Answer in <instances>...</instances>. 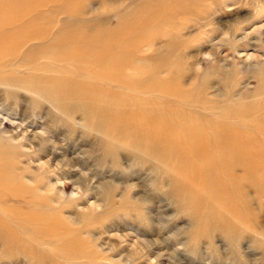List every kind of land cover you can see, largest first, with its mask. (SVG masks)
<instances>
[{
	"label": "rangeland",
	"instance_id": "374dc122",
	"mask_svg": "<svg viewBox=\"0 0 264 264\" xmlns=\"http://www.w3.org/2000/svg\"><path fill=\"white\" fill-rule=\"evenodd\" d=\"M220 2H223V4ZM259 2L258 0H0V97L2 96V100L0 98V183L4 182V186L6 184L9 192L33 200V198L44 199L43 195H38V191L41 192L45 189L47 179L50 178L52 182L58 181V179L59 181L68 182L65 184V188H63V185L61 186L65 192L63 196L57 197V195L52 194V198L59 202L56 204L55 209L49 208L48 210L50 213L55 211L54 219L57 221L60 219V225L66 226L62 228L66 229L68 227L67 230L71 231L70 237L79 238L76 239L77 248L74 245L72 246L73 249H79L80 252L85 250L83 253L88 257L94 256V258L93 256L88 258L90 260L89 264H107V262L108 264H114V262L115 264H182V262L183 264H201L200 262H203L202 264H247L248 262V264H264V43L258 41L259 34L257 33H252L253 35L251 34L250 37L238 40L244 37L245 31L250 33L258 26L263 27L262 31H264V0ZM215 12L218 14H214ZM241 19L247 21L238 25L237 21ZM248 20L252 24L249 25ZM226 21L229 23H225ZM179 25L183 27L180 28ZM208 31H212L210 34L213 35H208ZM231 35L236 36L237 41L232 40ZM203 39L206 41H203ZM211 41H214L215 44L212 45ZM251 43L252 45H250ZM216 44L220 45L218 46L220 49L215 46ZM50 47H53V49ZM47 48L49 54L45 55H48V58L46 57L48 60H45L44 56H40L45 52L48 53ZM54 48H57V53ZM234 48H237V52ZM50 49L54 52H50ZM40 53L43 54L40 55ZM246 53H254L255 55H253L256 58H247ZM104 54L105 56H103ZM52 56H55V58L52 59ZM260 56L262 57L259 58ZM56 59L58 62L59 59L62 62L57 63ZM80 66L81 68H79ZM50 69L51 72L54 70L60 74L51 73L49 72ZM226 76L232 79V82L229 79L227 80ZM16 81L17 85L15 87ZM8 83L9 86H6ZM49 86L54 87V90L52 88L50 90ZM184 86L185 88H183ZM257 86H262V89L261 87L258 89ZM28 88L32 89L31 92ZM11 90L17 92L14 93ZM35 93L38 95L36 96ZM257 94H260V96L258 97ZM35 99L40 100L37 102ZM197 102L198 104H196ZM182 113L184 117L181 116ZM31 115L34 116L31 117ZM67 116H70V119ZM181 118L184 119L181 121ZM44 119H48V121ZM50 121L52 122L51 125L47 123ZM63 121L65 124H63ZM183 121L184 123H181ZM253 121L263 126L259 127ZM87 122L92 124L90 125ZM55 124L57 125L55 126ZM95 124H99L98 127ZM18 125H20V128ZM218 127H221L220 130ZM222 127L227 128L222 129ZM104 133L107 134L104 136L102 135ZM45 134H48L47 136L50 138ZM23 135L26 136L22 137ZM99 137L105 141H100ZM45 138L47 141H43ZM245 138L248 140H245ZM93 141L95 142L93 143ZM95 145L99 146L95 148ZM104 147L107 149L106 152H104ZM54 149L62 150H58L61 152L59 154ZM37 150H41V152ZM8 157L12 159H8ZM69 157L75 163L77 171L88 177H83V181L81 180L84 189L89 188L84 193H75L76 191L73 190V186L69 182L70 177L72 178L73 175H69V172L66 178H59L64 177L62 173L65 171V167L58 169L61 172L60 175H54V173H51L52 171L47 172L44 169L37 168V164L44 162V159H52L53 165V163L69 159ZM103 161L104 163H102ZM33 163L36 164V167ZM164 168L166 170H163ZM40 171L41 174L43 173L42 177L44 175L43 178L39 174ZM75 174L78 175L79 173L76 172ZM157 175L159 178H156ZM96 184L98 188H93ZM105 184H108L109 187ZM161 184L162 186H160ZM2 189L0 186V191ZM123 191L124 193H122ZM187 192L190 193L187 194ZM135 196L137 197L135 198ZM185 199L188 201L185 202ZM213 205L215 206L212 207ZM105 209L107 212L103 211ZM221 210L226 215L230 213L228 214L230 218L228 216V218H225L226 215ZM101 211H103L102 214ZM97 212L100 214L98 215ZM218 213L219 216L215 215ZM113 215L117 218L116 220L112 218ZM231 215L234 217L235 222ZM216 216L220 220H217ZM65 217L74 218L75 222L69 220V224ZM81 218L85 219L84 223ZM110 220L113 222H110ZM106 221L110 223H106ZM215 221L223 222H219L222 223L219 224ZM212 224H214V230ZM215 224L217 225L215 226ZM208 227L212 230H209ZM224 229L228 230L224 231ZM180 230L181 234L178 233ZM117 233L125 235V237L118 240L113 236ZM126 234H128V237ZM134 235L136 236L134 237ZM98 236L101 238L100 240H96ZM197 236L198 238H195ZM230 236H233V239H229ZM135 240H152L151 242L154 243L155 241L160 246H153L150 249L144 247L143 249L140 248V251L139 247L141 245L137 247L133 243ZM247 241L248 243H246ZM256 241L255 247L254 243ZM195 242L197 245H195ZM90 243L96 248L90 247ZM106 243L113 244L114 250H109L105 246ZM198 243L200 244L198 245ZM232 243H236V246L233 244L236 249L233 248ZM201 245L202 247H200ZM72 247L67 246L66 249L70 250L71 248L73 250ZM187 247L188 250H186ZM0 248L2 249L1 245ZM182 248H185V253L188 252L183 253ZM239 249L241 250L239 251ZM92 250L94 251L92 252ZM167 252L171 253L173 259H168ZM111 254L113 255L111 256ZM191 254H193L192 257H196L192 258ZM106 257L107 259H104ZM200 257L201 259H199ZM188 259L189 261H187ZM209 259L213 260L210 261ZM36 260L39 264L40 262L44 264H61L55 260L52 254H44V252L39 257L37 256ZM36 260L34 262L23 260L19 263L11 261L8 264H30V262L36 264ZM101 260L103 261L101 262ZM109 260L111 263H109Z\"/></svg>",
	"mask_w": 264,
	"mask_h": 264
},
{
	"label": "bare ground",
	"instance_id": "6f19581e",
	"mask_svg": "<svg viewBox=\"0 0 264 264\" xmlns=\"http://www.w3.org/2000/svg\"><path fill=\"white\" fill-rule=\"evenodd\" d=\"M115 1V0H114ZM227 1H229V0H227ZM260 0H258V2H259ZM224 2V1H223ZM223 2H220V3H222L223 4ZM235 2V1H234ZM233 2V3H234ZM230 3V2H229ZM238 3V2H237ZM260 3V2H259ZM258 3V4H259ZM227 4V3H226ZM225 4V5H226ZM231 4V3H230ZM196 5V4H195ZM220 5V4H219ZM224 5V6H225ZM259 5H261V4H259ZM27 6V5H26ZM218 7V6H217ZM217 7H214V8H217ZM219 7H221V6H219ZM228 7V6H227ZM261 8V7H260ZM221 9V8H220ZM226 9V8H225ZM216 10H218V9H216ZM261 10V9H260ZM263 10H264V8H263ZM254 11V10H253ZM217 12H219V11H217ZM249 12V11H248ZM247 12V13H248ZM263 12V11H262ZM237 13V12H236ZM250 13H251V11H250ZM214 14H218V13H214ZM237 14H239V13H237ZM252 14V13H251ZM255 14V13H254ZM262 16V15H261ZM178 17V16H177ZM217 17V16H216ZM235 17H237V16H235ZM251 17V16H250ZM263 17V16H262ZM182 18H183V16H182ZM215 18V17H214ZM231 18V17H230ZM242 18V17H241ZM240 19V18H239ZM209 20V19H208ZM233 20V19H232ZM231 20V21H232ZM220 21V20H219ZM236 21V20H235ZM245 21H247V20H245ZM244 20H240V21H237V24L238 25H241V24H243L244 22H245ZM234 22V21H233ZM254 22V21H253ZM222 23V22H221ZM225 23H227V21L225 22ZM229 23V22H228ZM227 23V24H228ZM235 23V22H234ZM248 23H249V20H248ZM247 23V24H248ZM255 23V22H254ZM231 24V23H230ZM250 24H252L251 22L249 23V25ZM205 25V24H204ZM218 25V24H217ZM220 25H222V24H220ZM254 25V24H253ZM262 25V24H261ZM227 26V25H226ZM179 27L181 28V27H183L182 25L180 26L179 25ZM199 27H201V25H199ZM198 27V28H199ZM252 27H254V26H252ZM256 27V26H255ZM202 28V27H201ZM225 28H227V27H225ZM232 28H233V26H232ZM262 28L263 27H256L252 32H250V33H246V31H245V35L243 34V36L244 37H242L241 39H238V40H242V39H244V38H248V37H250V35L252 34V33H257V34H259V38H258V41H262L263 43H264V31H262ZM177 29V28H176ZM228 29V28H227ZM226 29V30H227ZM242 29V28H241ZM204 30V29H203ZM211 30V29H210ZM214 30H215V28H214ZM225 30V31H226ZM178 31H180V30H178ZM222 31H223V29H222ZM204 32V31H203ZM230 32H232L231 30H230ZM249 32V31H248ZM210 33H212V31L210 32V31H208V35L210 34ZM214 33H215V31H214ZM227 33V32H226ZM203 34V33H202ZM228 34V33H227ZM232 34V33H231ZM234 34V33H233ZM210 35H213V34H210ZM223 35V34H222ZM253 35V34H252ZM205 36V35H204ZM215 36V35H214ZM226 36V35H225ZM232 36V35H231ZM230 36V38H232V40H236V36H232L231 37ZM258 36V35H257ZM208 37H210V36H208ZM240 37H241V35H240ZM206 38H207V36H206ZM211 38H212V36H211ZM211 38H210V40H211ZM183 39V38H182ZM256 39V38H255ZM51 40V39H50ZM53 40V39H52ZM205 39H203V41H204ZM228 40V39H227ZM206 41V40H205ZM237 41V40H236ZM208 42V41H207ZM206 42V43H207ZM214 42V41H213ZM212 41H211V44L213 45V44H215V43H213ZM251 42V41H250ZM205 43V42H204ZM209 43V42H208ZM218 43V42H217ZM232 43V42H231ZM249 43V42H248ZM210 44V45H211ZM246 44V43H245ZM209 45V46H210ZM226 45V43L224 44V46ZM232 45V44H231ZM241 45V44H240ZM250 45H252V43L250 44ZM261 45V44H260ZM149 46V45H148ZM216 47H218V46H220V45H218V44H216L215 45ZM243 46V45H242ZM254 46V45H253ZM262 46V45H261ZM264 46V45H263ZM54 47V46H53ZM53 47L51 48V49H53ZM71 47V46H70ZM69 47V48H70ZM240 47V46H239ZM244 47V46H243ZM247 47H249V46H247ZM69 48H67V49H69ZM94 48V47H93ZM102 48V47H101ZM201 48V47H200ZM219 49H220V47H218ZM44 49V48H43ZM51 49H50V52H54V51H51ZM55 49V48H54ZM57 49V48H56ZM56 49H55V52H56ZM61 49V48H60ZM96 49V48H95ZM235 49V48H234ZM237 49V48H236ZM236 49H235V52H237L236 51ZM47 51H48V48H47ZM71 51H72V49H71ZM163 51V50H162ZM245 51H246V48H245ZM45 52V51H44ZM43 52V53H44ZM73 52V51H72ZM82 52V51H81ZM43 53H40V55L41 54H43ZM57 53V52H56ZM74 53V52H73ZM89 53V52H88ZM261 53V52H260ZM46 54H49V51H48V53L47 52H45L42 56H40V57H45L44 59L46 60L48 57V55L47 56H45ZM84 54H86V53H84ZM103 54V53H102ZM227 54V53H226ZM254 53H246V56H247V58L249 57V58H256V56H254L253 55ZM264 54V53H263ZM52 55V54H51ZM64 55H65V52H64ZM70 55V54H69ZM119 55V54H118ZM256 55H258V54H256ZM55 56H56V54H55ZM55 56H52L51 58L53 59V58H55ZM103 56H105V54L103 55ZM210 56V55H209ZM239 56V55H238ZM47 57V58H46ZM63 57V56H62ZM87 57H89V56H87ZM107 57V56H106ZM111 57V56H110ZM117 57V56H116ZM121 57V56H120ZM262 56H260L259 58H261ZM57 58H59V57H57ZM96 58V57H95ZM222 58V57H221ZM254 58V59H255ZM43 59V60H44ZM60 59H61V56H60ZM59 59V62L61 63L62 62V60H60ZM88 59V58H87ZM119 59V58H118ZM121 59H123V58H121ZM224 59V58H223ZM244 59H245V57H244ZM42 60V59H41ZM48 60V59H47ZM70 60V59H69ZM93 60V59H92ZM247 60V59H246ZM253 60V59H252ZM262 60V59H261ZM50 61V60H49ZM53 61V60H52ZM71 61V60H70ZM55 62V61H54ZM56 62L57 63H59L58 61H57V59H56ZM67 62V61H66ZM96 62V61H95ZM140 62V61H139ZM220 62V61H219ZM224 62V61H223ZM253 62H254V60H253ZM257 62V61H256ZM147 63V62H146ZM235 63V62H234ZM233 63V64H234ZM242 63V62H241ZM101 64V63H100ZM255 64V63H254ZM253 64V65H254ZM258 64V63H257ZM256 64V65H257ZM262 64V63H261ZM261 64L259 65L260 67H261ZM81 65H83V64H81ZM42 66V65H41ZM88 66V65H87ZM114 66V65H113ZM255 66V65H254ZM28 67V66H27ZM26 67V68H27ZM46 67V66H45ZM44 67V68H45ZM200 67V66H199ZM223 67V66H222ZM234 67V66H233ZM12 68V67H11ZM47 68H49V67H47ZM79 68H81V66L79 67ZM113 68V67H112ZM128 68V67H127ZM132 68V67H131ZM225 68V67H224ZM223 68V69H224ZM43 69V68H42ZM143 69H144V67H143ZM6 70V69H5ZM61 70V69H60ZM126 70V69H125ZM260 70V69H259ZM258 70V71H259ZM262 70H263V68H262ZM47 71V70H46ZM45 71V72H46ZM53 72H51V69H50V71L49 72H51V73H56V71H54V70H52ZM264 71V70H263ZM37 72V71H36ZM42 72H44V71H42ZM140 72V71H139ZM223 72V71H222ZM221 72V73H222ZM230 72H231V70H230ZM257 72V71H256ZM29 73V72H28ZM225 73V72H224ZM223 73V74H224ZM232 73H233V71H232ZM258 73V72H257ZM262 73V72H261ZM56 74H60V73H56ZM129 74H130V72H129ZM145 74V73H144ZM156 74V73H155ZM154 74V75H155ZM228 74V73H227ZM234 74V73H233ZM233 74H231V75H233ZM236 74V73H235ZM32 76V75H31ZM133 76V75H132ZM169 76V75H168ZM228 76V75H227ZM226 76V77H227ZM54 77V76H53ZM224 77V76H223ZM239 77V76H238ZM37 78H38V76H37ZM158 78V77H157ZM220 78V77H219ZM26 79V78H25ZM29 79V78H28ZM138 79H140V78H138ZM137 79V80H138ZM210 79V78H209ZM227 80L229 79L230 81L232 80V79H230L229 77H227L226 78ZM234 79V78H233ZM17 80H19V79H17ZM30 80V79H29ZM221 80V79H220ZM254 80H255V78H254ZM261 80H263V79H261ZM26 81V80H25ZM31 81V80H30ZM67 81V80H66ZM219 81V80H218ZM23 82V81H22ZM50 82V81H49ZM166 82V81H165ZM232 82V81H231ZM256 82V81H255ZM264 82V81H263ZM13 83V82H12ZM19 83V82H18ZM25 83V82H24ZM30 83V82H29ZM46 83V82H45ZM151 83V82H150ZM218 83V82H217ZM220 83V82H219ZM226 83V82H225ZM20 84H22V83H20ZM26 84H27V82H26ZM32 84V83H31ZM35 84V83H34ZM110 84H112V83H110ZM147 84V83H146ZM221 84V83H220ZM1 85V84H0ZM3 85V84H2ZM12 85V84H11ZM16 85H17V81H16V84L14 85L15 87H16ZM63 85V84H62ZM65 85V84H64ZM68 85V84H67ZM222 85V84H221ZM232 85V84H231ZM240 85V84H239ZM262 85V84H261ZM6 86H9V83H8V85H6ZM13 86V87H14ZM19 87H20V85H18ZM23 86V85H22ZM25 86V85H24ZM45 86V85H44ZM58 86V85H57ZM203 86V85H202ZM222 86H224V85H222ZM227 86V85H226ZM5 87V86H4ZM11 87V86H10ZM9 87V88H10ZM26 87V86H25ZM29 88H30V86H28ZM32 88H33V86H31ZM50 87V86H49ZM65 87H67V86H65ZM125 87V86H124ZM190 87V86H189ZM237 87V86H236ZM259 87H261V89H262V86H259ZM259 87L257 86V88L259 89ZM8 88V87H7ZM28 88V89H29ZM41 89H42V87H40ZM51 88L53 89L54 87H50V90H51ZM58 88V87H57ZM69 88V87H68ZM183 88H185V86L183 87ZM223 88H226V87H223ZM222 88V89H223ZM3 89V88H2ZM11 89V88H10ZM35 89V88H34ZM49 89V88H48ZM153 89V88H152ZM213 89V88H212ZM235 89H237V88H235ZM17 90H19V89H17ZM30 90V89H29ZM32 90V89H31ZM31 90H30V92H31ZM38 90V89H37ZM45 90V89H44ZM54 90V89H53ZM215 90H216V88H215ZM2 91V90H1ZM5 91V90H4ZM7 91V90H6ZM5 91V92H6ZM12 91V90H11ZM10 91V92H11ZM22 91H23V88H22ZM27 91V90H26ZM46 91V90H45ZM45 91H43V92H45ZM130 91V90H129ZM170 91V90H169ZM5 92H4V95H5ZM12 92H14V91H12ZM17 91L15 90V92L14 93H16ZM38 92H39V90H38ZM42 92V91H41ZM40 92V93H41ZM58 92V91H57ZM63 92H64V90H63ZM71 93H72V91H70ZM131 92V91H130ZM228 92V91H227ZM257 92H259V91H257ZM256 92V93H257ZM1 93V92H0ZM26 93H28V92H26ZM45 93H47V92H45ZM75 93V92H74ZM127 93V92H126ZM163 94L165 93V92H162ZM181 93H183V92H181ZM255 93V94H256ZM18 94V93H17ZM29 94H32V93H29ZM36 94V96L38 95L37 93H35ZM57 94H59V93H57ZM136 94V93H135ZM232 94V93H231ZM241 94V93H240ZM22 95H24V94H22ZM44 95V94H43ZM48 95V94H47ZM46 95V96H47ZM179 95V94H178ZM226 95H227V93H226ZM258 95V97L260 96V94H257ZM256 95V96H257ZM15 96V95H14ZM49 96V95H48ZM53 96V95H52ZM57 96V95H56ZM71 96V95H70ZM69 96V97H70ZM73 96V95H72ZM71 96V97H72ZM97 96V95H96ZM167 96V95H166ZM180 96V95H179ZM188 96V95H187ZM218 96V95H217ZM223 96V95H222ZM2 97V96H1ZM0 97V98H1ZM7 97V96H6ZM25 97V96H24ZM30 97V96H29ZM28 97V98H29ZM40 97V96H39ZM44 97V96H43ZM51 97V96H50ZM60 97V96H59ZM176 97H178V96H176ZM199 97V96H198ZM201 97V96H200ZM229 97V96H228ZM232 97V96H231ZM242 97V96H241ZM257 97V98H258ZM3 98H4V96H3ZM34 98V97H33ZM53 98H55V97H53ZM75 98H76V96H75ZM183 98V97H182ZM195 98V97H194ZM206 98V97H205ZM5 99V98H4ZM20 99H21V97H20ZM30 99V98H29ZM46 99V98H45ZM47 99H48V97H47ZM56 99V98H55ZM60 99V98H59ZM70 99V98H69ZM95 99V98H94ZM104 99V98H103ZM178 99V98H177ZM217 99H219V98H217ZM216 99V100H217ZM225 99H227V98H225ZM245 99V98H244ZM250 99V98H249ZM256 98L254 97V100H255ZM263 99V98H262ZM1 100H2V98H1ZM16 100V99H15ZM22 100V99H21ZM36 100V99H35ZM38 100H40V99H38ZM38 100H36L37 102H38ZM49 100V99H48ZM61 100V99H60ZM93 100V99H92ZM100 100V99H99ZM141 100V99H140ZM238 100V99H237ZM237 100H236V103H237ZM247 100V99H246ZM245 100V101H246ZM9 102H10V100H8ZM13 101V100H12ZM29 101V100H28ZM42 101H44V100H42ZM41 101V102H42ZM50 101V100H49ZM56 101H58V100H56ZM56 101H55V103H56ZM69 101V100H68ZM73 101V100H72ZM180 101H181V99H180ZM183 101V100H182ZM185 101H187V100H185ZM256 102H257V100H255ZM5 102V101H4ZM18 102V101H17ZM23 102H25V101H23ZM35 102V101H34ZM41 102H39L40 104H41ZM58 102H60V101H58ZM70 102H71V100H70ZM75 102V101H74ZM77 102V101H76ZM79 102V101H78ZM85 102V101H84ZM83 102V103H84ZM100 102V101H99ZM98 102V103H99ZM106 102V101H105ZM175 102V101H174ZM229 102H230V99H229ZM239 102V101H238ZM243 103H244V101H242ZM256 102H254V103H256ZM264 102V101H263ZM21 103V102H20ZM30 103H32L31 101H30ZM53 103V102H52ZM80 103V102H79ZM107 104H108V102H106ZM177 103V102H176ZM227 103V102H226ZM233 103V102H232ZM248 103H249V101H248ZM5 104V103H4ZM10 104H11V102H10ZM45 104V103H44ZM69 104V103H68ZM71 104V103H70ZM101 104V103H100ZM196 104H198V102L196 103ZM195 104V105H196ZM225 104V103H224ZM251 104V103H250ZM263 104V103H262ZM3 105V104H2ZM6 105V104H5ZM12 105V104H11ZM22 105V104H21ZM25 105V104H24ZM65 105H66V103H65ZM85 105V104H84ZM86 105H88V104H86ZM122 105V104H121ZM202 105V104H201ZM205 105V104H204ZM226 105V104H225ZM225 105H223V106H225ZM241 105V104H240ZM7 106V105H6ZM15 106V105H14ZM32 106H34V105H32ZM39 106H41V105H39ZM69 107H71L70 105H68ZM106 106V105H105ZM105 106H103V107H105ZM114 106H115V104H114ZM123 106V105H122ZM145 106V105H144ZM168 106V105H167ZM207 106V105H206ZM215 106V105H214ZM218 106V105H217ZM222 106V105H221ZM251 106V105H250ZM11 107V106H10ZM25 107V106H24ZM51 107H52V105H51ZM61 108H62V106H60ZM63 107H64V105H63ZM67 107V106H66ZM118 107V106H117ZM116 107V108H117ZM227 107V106H226ZM240 107V106H239ZM244 107V106H243ZM242 107V108H243ZM245 107H246V104H245ZM244 107V108H245ZM6 108V107H5ZM14 108V107H13ZM16 108V107H15ZM28 108V107H27ZM34 108V107H33ZM40 108V107H39ZM68 108V107H67ZM74 108H75V106H74ZM114 108V107H113ZM121 108V107H120ZM161 108H162V106H161ZM210 108V107H209ZM211 108H213V107H211ZM215 108V107H214ZM220 108V107H219ZM218 108V109H219ZM223 108V107H222ZM222 108H221V110H222ZM254 108H256V107H254ZM46 109V108H45ZM50 109V108H49ZM54 109V108H53ZM63 109H65V108H63ZM62 109V110H63ZM85 109H86V106H85ZM207 109V108H206ZM216 109V108H215ZM224 109V108H223ZM227 109V108H226ZM235 109V108H234ZM237 109V108H236ZM246 109V108H245ZM244 109V110H245ZM248 109V108H247ZM251 109V108H250ZM257 109V108H256ZM264 109V108H263ZM6 110V109H5ZM17 110V109H16ZM30 110V109H29ZM33 110V109H32ZM31 110V111H32ZM39 110V109H38ZM47 111H48V109H46ZM51 110V109H50ZM60 110V109H59ZM78 110H79V108H78ZM82 110V109H81ZM104 110H106V109H104ZM220 110V109H219ZM238 110H242V109H238ZM27 111V110H26ZM37 111V110H36ZM35 111V112H36ZM72 111V110H71ZM84 111V110H83ZM86 111H87V109H86ZM214 111V110H213ZM223 111V110H222ZM247 111V110H246ZM246 111H245V113H246ZM264 111V110H263ZM3 112H4V109H3ZM2 112V113H3ZM24 112V111H23ZM34 112V111H33ZM32 112V113H33ZM39 112V111H38ZM63 112V111H62ZM74 112V111H73ZM85 112V111H84ZM99 112V111H98ZM101 112V111H100ZM120 112V111H119ZM206 112V111H205ZM217 112V111H216ZM220 112V111H219ZM261 112V111H260ZM8 113V112H7ZM11 113V112H10ZM22 113V112H21ZM29 113V112H28ZM37 113V112H36ZM55 113V112H54ZM60 113H61V111H60ZM64 113H65V111H64ZM71 113V112H70ZM86 113V112H85ZM115 113H116V110H115ZM223 112H221V114H222ZM243 113H244V111H243ZM242 113V114H243ZM248 113V112H247ZM249 113H250V111H249ZM9 114V113H8ZM23 114H26V113H23ZM45 114V113H44ZM47 114V113H46ZM52 114H53V112H52ZM56 114V113H55ZM96 114H98V113H96ZM106 114H107V112H106ZM151 114V113H150ZM213 114V113H212ZM211 114V115H212ZM228 114V113H227ZM10 115V114H9ZM16 115V114H15ZM14 115V116H15ZM22 115V114H21ZM28 115V114H27ZM49 115V114H48ZM61 115V114H60ZM87 115H88V113H87ZM93 115H95L94 113H93ZM220 115V114H219ZM223 115H224V113H223ZM262 115V114H261ZM2 116V115H1ZM11 116V115H10ZM32 116H34V115H31V117ZM40 116V115H39ZM39 116H38V118H39ZM42 116V115H41ZM73 116V115H72ZM181 116H183V113L181 114ZM188 116H189V114H188ZM228 116V115H227ZM255 116V115H254ZM254 116H253V118H254ZM16 117V116H15ZM30 117V118H31ZM60 117H62V116H60ZM67 117H69V119H70V116H67ZM90 117V116H89ZM106 117H108V116H106ZM184 117V116H183ZM213 117V116H212ZM250 117H252V116H250ZM260 117V116H259ZM9 118V117H8ZM17 118V117H16ZM25 118V117H24ZM37 118V119H38ZM49 118V117H48ZM55 118V117H54ZM63 118V117H62ZM66 118V117H65ZM72 118V117H71ZM86 118V117H85ZM94 118H95V116H94ZM97 118V117H96ZM217 118V117H216ZM264 118V117H263ZM36 119V118H35ZM36 119V120H37ZM91 119V118H90ZM102 119V118H101ZM184 119V118H183ZM182 118L180 119L181 121L183 120ZM214 119V118H213ZM224 119V118H223ZM226 119V118H225ZM248 119V118H247ZM262 119V118H261ZM8 120V119H7ZM25 120V119H24ZM45 120V119H44ZM47 121H48V119H46ZM45 120V121H46ZM78 120V119H77ZM100 120V119H99ZM238 120V119H237ZM250 120V119H249ZM9 121V120H8ZM11 121H12V119H11ZM33 121H34V119H33ZM52 121V120H51ZM47 122V123H49L50 125H51V123L52 122ZM66 121V120H65ZM68 121H70V120H68ZM82 121V120H81ZM84 121V120H83ZM228 121V120H227ZM241 121V120H240ZM255 121V120H254ZM253 121V122H254ZM256 121H257V118H256ZM13 122V121H12ZM16 122V121H15ZM58 122V121H57ZM60 122H62L61 120H60ZM64 122V121H63ZM74 122H76V121H74ZM102 122H103V119H102ZM197 122H199V121H197ZM211 122V121H210ZM209 122V123H210ZM253 122H252V124H253ZM11 123V122H10ZM20 123V122H19ZM18 123V124H19ZM41 123V122H40ZM56 123V122H55ZM78 123H79V121H78ZM88 123V122H87ZM86 123V124H87ZM100 123V122H99ZM181 123H184V121L183 122H181ZM200 123V122H199ZM244 123V122H243ZM255 123V122H254ZM63 124H65V122L63 123ZM88 124H90V123H88ZM92 124V123H91ZM90 124V125H91ZM207 124V123H206ZM211 124V123H210ZM215 124H217V123H215ZM257 123H255V125H256ZM260 124V123H259ZM257 124L259 127H261V125L262 124ZM57 124H55V126H56ZM58 125H59V123H58ZM96 125V124H95ZM99 125V124H98ZM98 125H96L97 127H98ZM218 125H219V123H218ZM20 125H18V127H19ZM27 126V125H26ZM31 126V125H30ZM45 126V125H44ZM48 126V125H47ZM78 126V125H77ZM95 126V127H96ZM183 126V125H182ZM186 126V125H185ZM232 126V125H231ZM244 126V125H243ZM263 126V125H262ZM35 127V126H34ZM33 127V128H34ZM62 128H63V126H61ZM86 127V126H85ZM91 127V126H90ZM93 127H94V124H93ZM96 127V128H97ZM209 127V126H208ZM230 127V126H229ZM228 127V128H229ZM245 127V126H244ZM257 127V126H256ZM258 127V128H259ZM1 128V127H0ZM20 128V127H19ZM36 128V127H35ZM58 128H59V126H58ZM78 128H80V127H78ZM219 128V127H218ZM221 128V127H220ZM220 128H219V130H220ZM225 129V128H227V127H222V129ZM231 128V127H230ZM17 129V128H16ZM44 129H46V128H44ZM43 129V130H44ZM61 129V128H60ZM102 129H103V127H102ZM107 129V128H106ZM105 129V130H106ZM196 129V128H195ZM233 129V128H232ZM264 129V128H263ZM22 130V129H21ZM20 130V131H21ZM24 130H25V128H24ZM48 130V129H47ZM50 130V129H49ZM64 130V129H63ZM83 130V129H82ZM97 130H98V128H97ZM154 130V129H153ZM12 131V130H11ZM13 131H15V130H13ZM68 131V130H67ZM79 131V130H78ZM84 131V130H83ZM82 131V132H83ZM175 131V130H174ZM211 131H212V129H211ZM223 131V130H222ZM23 132H25V131H23ZM28 132V131H27ZM101 132V131H100ZM104 132V131H103ZM109 132V131H108ZM199 132V131H198ZM240 132V131H239ZM15 133V132H14ZM20 133V132H19ZM30 133V132H29ZM81 133V132H80ZM182 133V132H181ZM201 133V132H200ZM220 133H221V131H220ZM7 134V133H6ZM5 134V135H6ZM31 134V133H30ZM69 134V133H68ZM71 134V133H70ZM107 134V133H106ZM105 133L104 134H102V135H106ZM188 134V133H187ZM232 134V133H231ZM251 134V133H250ZM8 135V134H7ZM27 135V134H26ZM26 135H23L22 137H24V136H26ZM34 135V134H33ZM36 135V134H35ZM46 135V134H45ZM48 135V134H47ZM46 135V136H47ZM64 135V134H63ZM192 135V134H191ZM197 134L195 133V136H196ZM222 135V134H221ZM20 136H21V134H20ZM54 136V135H53ZM148 136V135H147ZM187 136H190V135H187ZM251 136H253V135H251ZM34 137V136H33ZM47 137H49V136H47ZM64 137V136H63ZM90 137H93V136H90ZM102 137V136H101ZM149 137V136H148ZM32 138V137H31ZM30 138V139H31ZM40 138H42V137H40ZM50 138V137H49ZM95 138V137H94ZM100 138V137H99ZM128 138V137H127ZM142 138V137H141ZM193 138V137H192ZM215 138V137H214ZM244 138V137H243ZM242 138V139H243ZM264 138V137H263ZM18 139V138H17ZM16 139V140H17ZM26 139V138H25ZM59 139V138H58ZM93 139V138H92ZM101 140L100 141H105V140H103V138H100ZM108 139V138H107ZM169 139V138H168ZM183 139H184V137H183ZM27 140H29V139H27ZM37 140V139H36ZM55 140V139H54ZM63 140V139H62ZM65 140V139H64ZM110 140V139H109ZM158 140V139H157ZM222 140H224V139H222ZM245 140H248L247 138H245ZM18 141H20V140H18ZM17 141V142H18ZM30 141V140H29ZM35 141V140H34ZM33 141V142H34ZM41 141H42V139H41ZM43 141H47L46 140V138H45V140L43 139ZM128 141V140H127ZM192 141V140H191ZM14 142V141H13ZM28 142V141H27ZM32 142V143H33ZM50 142V141H49ZM55 142V141H54ZM95 141H93V143H94ZM144 142V141H143ZM216 142V141H215ZM223 142V141H222ZM47 143V142H46ZM109 143V142H108ZM216 143H219V142H216ZM240 143V142H239ZM23 144V143H22ZM31 144V143H30ZM39 144V143H38ZM45 144V143H44ZM66 144V143H65ZM112 144V143H111ZM110 144V145H111ZM114 144V143H113ZM129 144V143H128ZM146 144V143H145ZM161 144V143H160ZM209 144V143H208ZM223 144V143H222ZM2 145V144H1ZM29 145V144H28ZM32 145V144H31ZM119 145V144H118ZM143 145H144V143H143ZM162 145V144H161ZM30 146V145H29ZM59 146V145H58ZM99 145H95V148L96 147H98ZM216 146V145H215ZM226 146V145H225ZM242 146V145H241ZM21 147V146H20ZM26 147V146H25ZM31 147V146H30ZM35 147L37 148V146L35 145ZM56 147H57V145H56ZM60 147H61V145H60ZM70 147H72V146H70ZM109 147V146H108ZM212 147H214V146H212ZM28 148V147H27ZM50 148V147H49ZM53 148V147H52ZM51 148V149H52ZM85 148V147H84ZM172 148H173V146H172ZM217 148V147H216ZM252 148V147H251ZM1 149V148H0ZM16 149V148H15ZM64 149V148H63ZM104 149H105V147H104ZM113 149V148H112ZM227 149V148H226ZM244 149V148H243ZM245 149H246V147H245ZM256 149H258V148H256ZM54 150H57V149H54ZM58 150H62V149H58ZM57 150V153L59 152ZM100 150H102V149H100ZM100 150H98V151H100ZM106 150L107 149H105L104 150V152H106ZM131 150V149H130ZM228 150V149H227ZM233 150V149H232ZM27 151H29V150H27ZM37 151H40L41 152V150H37ZM248 151H250V150H248ZM254 151H256V150H254ZM53 152V151H52ZM140 152V151H139ZM234 152V151H233ZM247 152V151H246ZM7 153V152H6ZM35 153V152H34ZM44 153V152H43ZM46 153V152H45ZM54 153V152H53ZM56 153V154H57ZM61 152H59V154H60ZM70 153V152H69ZM113 153V152H112ZM169 153V152H168ZM173 153V152H172ZM209 153V152H208ZM238 153V152H237ZM5 154V153H4ZM33 154V153H32ZM49 154H51V153H49ZM64 154V153H63ZM116 154V153H115ZM213 154V153H212ZM229 154H231V153H229ZM45 155V154H44ZM54 155V154H53ZM76 156H78L77 154H75ZM107 155V154H106ZM218 155V154H217ZM3 156V155H2ZM46 156V155H45ZM51 156V155H50ZM64 156V155H63ZM117 156V155H116ZM231 156V155H230ZM11 157V156H10ZM31 157V156H30ZM29 157V158H30ZM41 157V156H40ZM52 157V156H51ZM54 157V156H53ZM108 157H109V155H108ZM113 157V156H112ZM210 157V156H209ZM17 158V157H16ZM23 158V157H22ZM107 158V157H106ZM110 159H111V157H109ZM219 158V157H218ZM229 158V157H228ZM8 159H12V158H9L8 157ZM18 159V158H17ZM36 159V158H35ZM47 159H49V158H47ZM46 159V160H47ZM81 159V158H80ZM79 159V160H80ZM7 160V159H6ZM21 160V159H20ZM26 160V159H25ZM28 160V159H27ZM26 160V161H27ZM45 159H44V162L42 161H39V162H41L40 164H37L38 165V167L37 168H41V170H46L47 172L48 171H52L51 173H54V175L55 174H58V175H60L61 174V172H59L58 171V169L59 168H62V167H65V171H67V172H63L62 174H63V176L64 177H59V178H66L67 177V173L69 172L70 174L69 175H73V177L71 178L70 177V180H69V182H70V184L73 186V190L74 191H76L75 193H79V194H81V193H84L86 190H89V188L88 189H84V187L82 186V181H83V177L85 178V177H87V176H84V174L83 173H81V172H79V171H77V167L75 166V163L73 162V160L72 159H70V157H69V159H63V160H59L58 162H56V163H53V165H52V159L51 160H47L46 161ZM58 160V159H57ZM102 160V159H101ZM100 160V161H101ZM217 160V159H216ZM116 161V160H115ZM131 161V160H130ZM166 161V160H165ZM214 161V160H213ZM232 161V160H231ZM240 161V160H239ZM19 162V161H18ZM17 162V163H18ZM33 162V161H32ZM75 162H77V161H75ZM82 162V161H81ZM208 162V161H207ZM241 162V161H240ZM254 162V161H253ZM27 163V162H26ZM102 163H104V161L102 162ZM108 163V162H107ZM106 163V164H107ZM115 163V162H114ZM170 163V162H169ZM213 163V162H212ZM217 163H219L218 161H217ZM22 164V163H21ZM33 164H35V163H33ZM231 164H232V162H231ZM260 164H261V162H260ZM159 165V164H158ZM169 165V164H168ZM210 165V164H209ZM208 165V166H209ZM234 165H235V163H234ZM241 165V164H240ZM144 166V165H143ZM151 166V165H150ZM162 166V165H161ZM237 166V165H236ZM34 167H36V164H35V166ZM111 167H112V165H111ZM158 167V166H157ZM165 167V166H164ZM173 167V166H172ZM171 167V168H172ZM239 167V166H238ZM242 167V166H241ZM31 168V167H30ZM84 168V167H83ZM163 168V167H162ZM213 168V167H212ZM20 169H22L21 167H20ZM19 169V170H20ZM28 169V168H27ZM26 169V170H27ZM32 169V168H31ZM235 169H236V167H235ZM4 170H5V168H4ZM8 170V169H7ZM30 170V169H29ZM150 170V169H149ZM163 170H166V168H164ZM174 170V169H173ZM226 170V169H225ZM25 171V170H24ZM45 171V172H46ZM159 171H160V169H159ZM171 171V170H170ZM208 171V170H207ZM223 171V170H222ZM240 171V170H239ZM18 172V171H17ZM34 173H35V171H33ZM37 172V171H36ZM76 172H78L79 174L77 175V174H75ZM85 172V171H84ZM151 172H153V171H151ZM162 172V171H161ZM213 172V171H212ZM252 172V171H251ZM8 173V172H7ZM87 173V172H86ZM173 173V172H172ZM196 173V172H195ZM237 173V172H236ZM259 173H260V171H259ZM28 174V173H27ZM33 174V173H32ZM39 174H41V171H40V173ZM43 174V173H42ZM42 174H41V177H42ZM47 174V173H46ZM50 174V173H49ZM75 174V175H74ZM165 174H166V172H165ZM174 174V173H173ZM178 174V173H177ZM193 174V173H192ZM208 174V173H207ZM242 174V173H241ZM31 175V174H30ZM29 175V176H30ZM87 175H88V173H87ZM175 175H176V173H175ZM175 175H174V177H175ZM181 175V174H180ZM197 175V174H196ZM13 176V175H12ZM28 176V177H29ZM192 176V175H191ZM202 176V175H201ZM224 176V175H223ZM33 177H36V176H33ZM40 177V178H41ZM43 177H44V175H43ZM42 177V178H43ZM158 177V175L156 176V178ZM207 177H209V176H207ZM22 178V177H21ZM55 178H56V176H55ZM88 178V177H87ZM159 178V177H158ZM176 178V177H175ZM199 178V177H198ZM237 178H239V177H237ZM9 179V178H8ZM24 179V178H23ZM31 179V178H30ZM34 179V178H33ZM45 179V178H44ZM180 180H181V178H179ZM22 180V179H21ZM20 180V181H21ZM32 180V179H31ZM36 180V179H35ZM82 180V181H81ZM85 180H87V179H85ZM88 180H90V179H88ZM164 181H166L165 179H163ZM171 180V179H170ZM6 181V180H5ZM9 181V180H8ZM99 181V180H98ZM109 181V180H108ZM156 181V180H155ZM163 181V182H164ZM181 181H183V180H181ZM186 181V180H185ZM199 181V180H198ZM229 181V180H228ZM22 182V181H21ZM86 182V181H85ZM85 182H84V184H85ZM95 182H97V181H95ZM107 182V181H106ZM110 182V181H109ZM188 182V181H187ZM208 182V181H207ZM218 182V181H217ZM11 183H12V181H11ZM28 183V182H27ZM46 183V182H45ZM44 183V184H45ZM68 182H66V181H59V179H58V181H54V182H52L51 181V179L49 178V180L47 179V184H46V187H45V189H43V190H41V192H39L38 191V195H43L44 196V199H42V198H33V200H28V199H26V198H23V197H21V195H18V194H14V192H9V190L7 189V187H6V184H5V186H4V182H1L0 183V186L3 188L1 191H0V245H1V247H2V249L0 248V264H8V263H10L11 261H14V262H20V261H23V260H25V261H33L34 262V260H36L37 259V256L39 257V255L42 253V252H44V254L45 253H48V254H52L53 256H54V258H55V260H57V261H59L61 264H89V262H90V260H88V258H91V257H88L86 254H84L83 252H85V250H83V252H80L81 250H79V249H76L77 248V246H76V244H77V240L76 239H79V238H73V236L72 237H70L71 236V231L70 230H67V228L66 229H64V228H62L63 226L64 227H66L65 225H60L61 223H59V220L60 219H58V221L56 220V219H54V215H56V213H55V211H53L52 213H50L49 212V208L50 209H55L56 208V204L59 202V201H57V200H55V199H53L52 198V194H55V195H57V197H61V196H63L64 195V190L61 188V186L63 185V188H65L66 187V185L65 184H67ZM88 183H90V182H88ZM94 183V182H93ZM103 183V182H102ZM162 183V182H161ZM168 183V182H167ZM166 183V184H167ZM229 183H231L230 181H229ZM238 183V182H237ZM91 184V183H90ZM173 184H175V183H173ZM241 184V183H240ZM248 184V183H247ZM93 185H95V184H93ZM106 186L108 185V184H105ZM171 185V184H170ZM232 185V184H231ZM41 186V185H40ZM117 186V185H116ZM160 186H162V184L160 185ZM174 186V185H173ZM239 186H241V185H239ZM18 187H19V185H18ZM27 187H29V186H27ZM26 187V188H27ZM44 187V186H43ZM42 187V188H43ZM70 187V186H69ZM95 187H97V184H96V186H94L93 188H95ZM104 187V186H103ZM108 187H109V185H108ZM164 187V186H163ZM194 187V186H193ZM199 187V186H198ZM197 187V188H198ZM39 188H41V187H39ZM41 188V189H42ZM68 188V187H67ZM93 188H91V189H93ZM98 188V187H97ZM195 188V187H194ZM196 188V189H197ZM16 189V188H15ZM25 189V188H24ZM37 189V188H36ZM109 189V188H108ZM165 189V188H164ZM209 189V188H208ZM207 189V190H208ZM244 189V188H243ZM72 190V191H73ZM97 190V189H96ZM189 190V189H188ZM259 190V189H258ZM111 191V190H110ZM113 191V190H112ZM117 191V190H116ZM122 191V190H121ZM125 192H126V190H124ZM124 191L122 192V193H124ZM196 191V190H195ZM217 191V190H216ZM216 191H215V194H216ZM102 192H104V191H102ZM213 192V191H212ZM236 192V191H235ZM75 193H73L74 195H75ZM94 193H96V191H94ZM111 193V192H110ZM175 193H177V192H175ZM188 193H190V192H187V194ZM201 193V192H200ZM199 193V194H200ZM101 194V193H100ZM102 194H104V193H102ZM112 194V193H111ZM118 194V193H117ZM250 194V193H249ZM202 195V194H201ZM83 196V195H82ZM91 196V195H90ZM89 196V197H90ZM114 196V195H113ZM120 196V195H119ZM204 196V195H203ZM222 196V195H221ZM252 196V195H251ZM84 197V196H83ZM100 197V196H99ZM111 197V196H110ZM130 197V196H129ZM137 196H135V198H136ZM182 197V196H181ZM79 198V197H78ZM103 198V197H102ZM173 198H175V197H173ZM205 198V197H204ZM236 198V197H235ZM108 199V198H107ZM110 199V198H109ZM108 199V200H109ZM129 199V198H128ZM138 199V198H137ZM149 199H151V198H149ZM180 199V198H179ZM187 199H190V198H187ZM254 199V198H253ZM85 200V199H84ZM87 200V199H86ZM85 200V201H86ZM113 200V199H112ZM111 200V201H112ZM118 200V199H117ZM139 200H141V199H139ZM207 200V199H206ZM216 200V199H215ZM239 200V199H238ZM99 201V200H98ZM127 201H129V200H127ZM143 201H144V198H143ZM146 201V200H145ZM186 201H188V200H186L185 199V202ZM262 201V200H261ZM11 202V203H10ZM79 202H80V200H79ZM95 202H97V201H95ZM104 202H105V200H104ZM134 202V201H133ZM140 202V201H139ZM181 202V201H180ZM184 202V203H185ZM202 202V201H201ZM205 202V201H204ZM256 202V201H255ZM112 203H114V202H112ZM135 203V202H134ZM133 203V204H134ZM200 203V202H199ZM210 203V202H209ZM213 203H215V201H213ZM240 203V202H239ZM242 203V202H241ZM10 204H12V205H10ZM92 204H93V202H92ZM94 204H97V203H94ZM109 204V203H108ZM123 204V203H122ZM127 204V203H126ZM141 204V203H140ZM143 204V203H142ZM147 204H148V202H147ZM146 204V205H147ZM154 204V203H153ZM175 204V203H174ZM202 204H204V203H202ZM13 205H16V206H13ZM59 205V204H58ZM78 205V204H77ZM110 205V204H109ZM118 205H120V204H118ZM173 205V204H172ZM181 205V204H180ZM201 205V204H200ZM216 205V204H215ZM215 205H213L212 207H214ZM253 205V204H252ZM258 205V204H257ZM94 206V205H93ZM96 206V205H95ZM189 206V205H188ZM209 206V205H208ZM217 206V205H216ZM256 206V205H255ZM65 207V206H64ZM75 207V206H74ZM112 207V206H111ZM114 207V206H113ZM129 207H131V206H129ZM145 207V206H144ZM183 207V206H182ZM205 207V206H204ZM77 208V207H76ZM79 208V207H78ZM121 208V207H120ZM119 208V209H120ZM146 208V207H145ZM178 208H180V207H178ZM198 208V207H197ZM218 208V207H217ZM222 208V207H221ZM45 209V210H44ZM110 209V208H109ZM116 209V208H115ZM114 209V210H115ZM144 209V208H143ZM201 209H202V206H201ZM207 209V208H206ZM209 209V208H208ZM232 209V208H231ZM41 210V211H40ZM63 210V209H62ZM92 210V209H91ZM139 210V209H138ZM140 210H142V209H140ZM185 210V209H184ZM218 210V209H217ZM223 210V209H222ZM221 210V211H222ZM255 210H256V207H255ZM71 211V210H70ZM84 211V210H83ZM103 211H106L107 212V210L105 209V210H103ZM103 211H101V214H102V212ZM112 211V210H111ZM111 211H109L111 214H112V212ZM116 211V210H115ZM133 211H135V210H133ZM187 211H189L188 209H187ZM220 211V210H219ZM218 211V212H219ZM223 211H225V210H223ZM222 211V212H223ZM227 211V210H226ZM58 212V211H57ZM73 212V211H72ZM92 212V211H91ZM109 212H108V216L110 215L109 214ZM120 212V211H119ZM129 212V211H128ZM127 212V213H128ZM137 212V211H136ZM135 212V213H136ZM145 212V211H144ZM166 212V211H165ZM180 212V211H179ZM184 212H186V211H184ZM66 213H68V212H66ZM70 213V212H69ZM75 213H76V211H75ZM134 213V214H135ZM191 213H193V212H191ZM196 213V212H195ZM207 213H209V211H207ZM207 213H204V214H207ZM217 213V212H216ZM224 213V212H223ZM63 214V213H62ZM79 214V213H78ZM92 214H94V213H92ZM97 214H98V212H97ZM100 214V213H99ZM98 214V215H99ZM118 214V213H117ZM119 214H121V213H119ZM129 214V213H128ZM133 214V215H134ZM145 214V213H144ZM198 214V213H197ZM211 214L212 215H214L212 212H211ZM225 214V213H224ZM228 214H230V213H228ZM228 214L226 215V217L225 218H228L229 216H228ZM81 215V214H80ZM79 215V216H80ZM129 215H131V214H129ZM181 215V214H180ZM193 215H194V213H193ZM192 215V216H193ZM215 215H217V216H219V213L218 214H215ZM92 216V215H91ZM106 216V215H105ZM104 216V217H105ZM107 216V217H108ZM121 216V215H120ZM195 216V215H194ZM216 216V217H217ZM228 216V217H227ZM244 216V215H243ZM83 217H85V216H83ZM97 217V216H96ZM127 217V216H126ZM125 217V218H126ZM130 217V216H129ZM132 217V216H131ZM135 217V216H134ZM191 217V216H190ZM199 217V216H198ZM224 217V216H223ZM231 217H233L232 215H231ZM78 219H80L79 217H77ZM93 218V217H92ZM91 218V219H92ZM102 218H103V215H102ZM110 218H111V216H110ZM112 218H114L115 220L117 219L116 217H114V215H113V217ZM136 218V217H135ZM145 218V217H144ZM195 218H197L196 216H195ZM205 218H207V217H205ZM205 218L203 219L204 221H205ZM230 218V217H229ZM61 219H62V217H61ZM65 219H67L68 220V222H69V220H71V222H75V219L74 218H68V217H65ZM82 220H83V223H84V218H81ZM113 219V220H114ZM120 219V218H119ZM167 219V218H166ZM179 219V218H178ZM183 219V218H182ZM185 219V218H184ZM191 219V218H190ZM202 219V218H201ZM209 219V218H208ZM232 219V218H231ZM237 219V218H236ZM64 220V219H63ZM133 220V219H132ZM211 220H213V219H211ZM217 220H220V219H218V217H217ZM222 220H224V219H222ZM233 220H234V217H233ZM250 220V219H249ZM90 221V220H89ZM89 221H88V223H89ZM112 220H110V222H111ZM117 221H119V220H117ZM121 221H122V219H121ZM127 221V220H126ZM149 221V220H148ZM153 221V220H152ZM156 221V220H155ZM188 221H190V220H188ZM208 221V220H207ZM214 221V220H213ZM80 222H82V221H80ZM107 222H109V221H106V223ZM109 222V223H110ZM113 222V221H112ZM120 222V221H119ZM127 222H129V221H127ZM150 222V221H149ZM162 222V221H161ZM196 222V221H195ZM215 222H217V221H215ZM219 222H223V221H219ZM219 222H217V223H219ZM232 222V221H231ZM234 222H235V220H234ZM250 222V221H249ZM67 223V222H66ZM82 223V224H83ZM86 223V222H85ZM117 223V222H116ZM121 223V222H120ZM119 223V224H120ZM139 223V222H138ZM159 223V222H158ZM168 223V222H167ZM196 223H198V222H196ZM203 223V222H202ZM214 223V222H213ZM226 223H228V222H226ZM69 224H70V222H69ZM76 224V223H75ZM124 224H126V223H124ZM133 224V223H132ZM150 224V223H149ZM173 224V223H172ZM190 224V223H189ZM192 224H194V223H192ZM203 224H205V223H203ZM207 224V223H206ZM219 224H222V223H219ZM224 224V223H223ZM232 224V223H231ZM238 224V223H237ZM255 224V223H254ZM262 224V223H261ZM264 224V223H263ZM89 225V224H88ZM134 225V224H133ZM141 225V224H140ZM153 225H154V222H153ZM169 225V224H168ZM168 225H166V226H168ZM199 225V224H198ZM210 225V224H209ZM208 225V226H209ZM213 226H212V228L214 227V224H212ZM217 224H215V226H216ZM234 225V224H233ZM238 225H240L241 226V224H238ZM69 226V225H68ZM93 226V225H92ZM126 226V225H125ZM138 226V225H137ZM156 226V225H155ZM170 226V225H169ZM168 226V227H169ZM195 226V225H194ZM220 226V225H219ZM221 226H223V227H226V226H224V225H221ZM262 226V225H261ZM78 227H81V226H78ZM88 227V226H87ZM91 227V226H90ZM96 227H97V225H96ZM140 227V226H139ZM146 227V226H145ZM161 227V226H160ZM233 227V226H232ZM263 227V226H262ZM72 228V227H71ZM77 228V227H76ZM94 229H95V227H93ZM101 228H103V227H101ZM118 228V227H117ZM128 228V227H127ZM150 228V227H149ZM159 228V227H158ZM163 228V227H162ZM165 228V227H164ZM194 228V227H193ZM192 228V229H193ZM198 228V227H197ZM209 228V227H208ZM215 228V227H214ZM214 228H213V230H214ZM243 228V227H242ZM242 228H240V229H242ZM257 228V227H256ZM79 229V228H78ZM90 229H92V228H90ZM115 229V228H114ZM125 229V228H124ZM129 229V228H128ZM147 229H148V227H147ZM146 229V230H147ZM171 230H172V228H170ZM173 229H174V227H173ZM179 229V228H178ZM202 229V228H201ZM263 229V228H262ZM98 230V229H97ZM105 230H106V228H105ZM141 230H143L142 228H141ZM189 230H191V229H189ZM197 230V229H196ZM207 231H208V229H206ZM209 230H212V229H210L209 228ZM225 230H228V229H224V231ZM231 230V229H230ZM260 230H261V228H260ZM74 231H75V229H74ZM149 231V230H148ZM147 231V232H148ZM154 231V230H153ZM152 231V232H153ZM162 231V230H161ZM168 231H170V230H168ZM188 231V230H187ZM194 231V230H193ZM192 231V232H193ZM202 232H203V230H201ZM201 231H200V235H201ZM252 231V230H251ZM93 232H95V231H93ZM99 232V231H98ZM140 232V231H139ZM146 232V233H147ZM156 232V231H155ZM159 232V231H158ZM210 232H212V231H210ZM213 232H215V231H213ZM228 232V231H227ZM226 232V233H227ZM230 232V231H229ZM241 232V231H240ZM239 232V233H240ZM256 232V231H255ZM88 233V232H87ZM157 233V232H156ZM178 233H180L181 234V230H180V232H178ZM189 233V232H188ZM190 233H191V231H190ZM194 233V232H193ZM197 233V232H196ZM222 233V232H221ZM232 233V232H231ZM88 234H90V233H88ZM92 234H95V233H92ZM148 234V233H147ZM150 234H152V233H150ZM159 234V233H158ZM187 234V233H186ZM208 234H209V232H208ZM214 234V233H213ZM212 234V235H213ZM219 234V233H218ZM233 234V233H232ZM250 234V233H249ZM253 234V233H252ZM259 234V233H258ZM84 235V234H83ZM83 235H82V237H83ZM153 235V234H152ZM178 235V234H177ZM255 235V234H254ZM95 236H97V235H95ZM113 236H115L118 240H120V239H122L123 237H125V235H120V234H114ZM126 236L128 237V234H126ZM136 235H134V237H135ZM179 236V235H178ZM203 236V235H202ZM207 236V235H206ZM210 236V235H209ZM217 236V235H216ZM240 236H241V233H240ZM248 236V235H247ZM253 236V235H252ZM261 236H263V235H261ZM77 237V236H76ZM184 237V236H183ZM189 237V236H188ZM201 237V236H200ZM215 237V236H214ZM219 237V236H218ZM218 237H216V239L218 240ZM233 236H230V237H228L229 239H233L232 238ZM250 237V236H249ZM264 237V236H263ZM93 238H95V237H93ZM138 238V237H137ZM177 238V237H176ZM195 238H198V236L197 237H195ZM248 238V237H247ZM247 238H245L246 240H248ZM253 238H255L254 236H253ZM262 238V237H261ZM101 238L98 236V238H96V240H100ZM182 239V238H181ZM192 239V238H191ZM235 239V238H234ZM150 240V239H149ZM159 240V239H158ZM174 240V239H173ZM196 240V239H195ZM219 240H220V237H219ZM218 240V241H219ZM225 240V239H224ZM236 240V239H235ZM238 240V239H237ZM250 240H252V238H250ZM152 241V240H151ZM151 241H148V240H135L133 243L138 247V245H141L140 247H139V249L141 248V249H143L144 247H148V249H150L151 247H153V246H160V245H158L155 241H154V243L153 242H151ZM198 241H202V240H198ZM207 241V240H206ZM216 241V240H215ZM223 241V240H222ZM230 241H232V240H230ZM234 241V240H233ZM242 241V240H241ZM263 241V240H262ZM103 242V241H102ZM106 242H107V240H106ZM226 242V241H225ZM235 242V241H234ZM238 242V241H237ZM253 242H254V240L251 242L252 243V245H253ZM260 242V241H259ZM104 243V242H103ZM192 243H194V242H192ZM196 243V242H195ZM214 243V242H213ZM212 243V244H213ZM241 243V242H240ZM245 243V242H244ZM246 243H248V241L246 242ZM91 244V243H90ZM94 244V243H93ZM105 244V243H104ZM166 244V243H165ZM200 243H198V245H199ZM227 244V243H226ZM233 244H234V246H236V243H232L231 245L233 246ZM256 244H257V241H256V243H254V246L256 247ZM262 244V243H261ZM75 245V247L76 248H74L73 249V247L72 246H74ZM95 245V244H94ZM98 245V244H97ZM100 245V244H99ZM171 245V244H170ZM195 245H197V243L195 244ZM203 245V244H202ZM202 245L200 246V247H202ZM205 245V244H204ZM217 245V244H216ZM67 246H69V247H72V249L73 250H71V248H70V250H67L66 249V247ZM89 246V245H88ZM88 246H86V247H88ZM92 246V244L90 245V247ZM109 250H111V251H113L114 250V245L113 244H108V243H106V245H105ZM175 246H177V245H175ZM223 246H225V245H223ZM227 246V245H226ZM230 246V245H229ZM234 246H233V248H234ZM81 247H83V246H81ZM80 247V248H81ZM92 247H94V246H92ZM104 247V246H103ZM115 247H116V245H115ZM132 247V246H131ZM133 247H135V246H133ZM179 247H180V245H179ZM184 247V246H183ZM204 247V246H203ZM206 247V246H205ZM239 248H241L240 246H238ZM255 247H253V248H255ZM260 247V246H259ZM258 247V248H259ZM94 248H96V247H94ZM93 248V249H94ZM177 248V247H176ZM181 248V247H180ZM214 248H216V247H214ZM225 248V247H224ZM252 248V249H253ZM99 249V248H98ZM138 249V250H139ZM141 249H140V251H141ZM166 249V248H165ZM183 250L185 249V248H182ZM189 248L187 247V249L186 250H188ZM234 249H236V248H234ZM168 250V249H167ZM174 250V249H173ZM181 250V249H180ZM199 250V249H198ZM227 250V249H226ZM232 250V249H231ZM241 249H239V251H240ZM264 250V249H263ZM94 250H92V252H93ZM96 251V250H95ZM104 251V250H103ZM146 251V250H145ZM209 251V250H208ZM236 251V250H235ZM109 252V251H108ZM115 252H116V250H115ZM155 252V251H154ZM158 252V251H157ZM178 252V251H177ZM188 252V251H187ZM186 252V253H187ZM191 252V251H190ZM202 252V251H201ZM231 252V251H230ZM238 252V251H237ZM254 252V251H253ZM98 252H96V254H97ZM100 254H101V251L99 252ZM98 253V254H99ZM117 253V252H116ZM137 253V252H136ZM168 253V252H167ZM170 253V252H169ZM168 253V259L169 260H171V258H172V255H171V253L169 254ZM176 253V252H175ZM183 253H185V250H184V252ZM182 253V254H183ZM185 253V254H186ZM194 253V252H193ZM195 253H196V251H195ZM200 253V252H199ZM198 253V254H199ZM214 253V252H213ZM235 253V252H234ZM240 253V252H239ZM94 254H95V252H94ZM99 254V255H100ZM103 254H105V253H103ZM138 254V253H137ZM141 254V253H140ZM144 254H145V252H144ZM143 254V255H144ZM162 254V253H161ZM189 254V253H188ZM209 254V253H208ZM216 254H218V253H216ZM220 254H221V252H220ZM262 254V253H261ZM106 255V254H105ZM109 256H110V254H108ZM107 255V256H108ZM113 254H111V256H112ZM123 255V254H122ZM142 255V256H143ZM156 255V254H155ZM158 255V254H157ZM166 255V254H165ZM192 255L193 254H191V257H192ZM206 255V254H205ZM219 255V254H218ZM238 255V254H237ZM47 256V255H46ZM49 256V255H48ZM95 256H97V255H95ZM104 256V255H103ZM152 256V255H151ZM198 256H200V255H198ZM207 256V255H206ZM214 256H216V255H214ZM227 256V255H226ZM232 256H234V255H232ZM256 256H258V255H256ZM51 257V256H50ZM101 257V256H100ZM119 257V256H118ZM125 257V256H124ZM135 257V256H134ZM196 257V256H195ZM194 256L192 257V258H195ZM208 257V256H207ZM225 257V256H224ZM236 257V256H235ZM93 258H94V256H93ZM109 258V257H108ZM116 258V257H115ZM136 258V257H135ZM154 258V257H153ZM164 258V257H163ZM216 258V257H215ZM227 258V257H226ZM226 258H224V259H226ZM230 258V257H229ZM242 258V257H241ZM44 259V258H43ZM51 259V258H50ZM104 259H107V257L106 258H104ZM103 259V260H104ZM112 259V258H111ZM110 259V260H111ZM114 259V258H113ZM133 259V258H132ZM139 259V258H138ZM165 259V258H164ZM173 259V258H172ZM184 259V258H183ZM199 259H201V257L199 258ZM207 259V258H206ZM263 259V258H262ZM92 260V259H91ZM93 260H95V259H93ZM103 260H101V262L103 261ZM110 260H109V263H111L110 262ZM128 260H129V258H128ZM179 260V259H178ZM177 260V261H178ZM210 260V259H209ZM208 260V261H209ZM213 259H211L210 261H212ZM214 260H216V259H214ZM229 260V259H228ZM236 260V259H235ZM107 261V260H106ZM106 261H104V262H106ZM138 261H140V260H138ZM137 261V262H138ZM144 261V260H143ZM176 261V260H175ZM187 261H189V259L187 260ZM207 261V262H208ZM256 261H258V260H256ZM31 262H30V264H31ZM144 262H147V261H144ZM169 262V261H168ZM196 262V261H195ZM198 262V261H197ZM214 262V261H213ZM38 262H37V260H36V264H37ZM57 263V262H56ZM170 263V262H169ZM191 263V262H190ZM201 264L203 263V262H200ZM218 263V262H217ZM224 263V262H223ZM228 263H233V262H228ZM249 263V262H248ZM247 263V264H248ZM39 264V263H38ZM40 264H44V263H42V262H40ZM93 264V263H92ZM100 264V263H99ZM107 264H108V262H107ZM114 264H115V262H114ZM124 264V263H123ZM182 264H183V262H182ZM195 264V263H194ZM212 264V263H211ZM236 264V263H235ZM241 264V263H240Z\"/></svg>",
	"mask_w": 264,
	"mask_h": 264
}]
</instances>
